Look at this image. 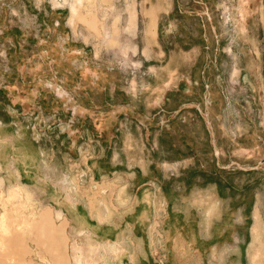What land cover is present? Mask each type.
Masks as SVG:
<instances>
[{"label": "rangeland", "instance_id": "rangeland-1", "mask_svg": "<svg viewBox=\"0 0 264 264\" xmlns=\"http://www.w3.org/2000/svg\"><path fill=\"white\" fill-rule=\"evenodd\" d=\"M140 168L168 205L112 250L71 210L122 218ZM177 227L264 264V0H0V264H180Z\"/></svg>", "mask_w": 264, "mask_h": 264}, {"label": "crops", "instance_id": "crops-1", "mask_svg": "<svg viewBox=\"0 0 264 264\" xmlns=\"http://www.w3.org/2000/svg\"><path fill=\"white\" fill-rule=\"evenodd\" d=\"M138 171L140 181H137V185H135L134 188L135 191L132 195L134 209L131 212L126 213V218L125 216L120 218L116 215V217L112 216L110 220L100 221L97 218L91 216L85 206L83 207L84 211L77 210L78 207H74L73 210H71L73 211L72 219L82 218L85 222V228L88 229L87 231L94 234L95 237L102 236L101 234L103 233V231L108 230L111 237H104L103 242L108 241L112 247V250H114V247H118L119 244L122 245L127 243L124 242L125 236L127 234H129V236H132L133 234L134 236H136L137 234L135 233H138L139 231L144 232V228L147 227V222H150V220L153 219L158 213L156 209L157 204H161L163 207H166V205H168L167 196L164 195L161 190V187L163 189L166 188V186H164L165 182L158 181L161 184L160 187L156 181H152L150 179L151 176H149V170H147V168H140ZM125 220H127V222L129 221L128 224ZM129 227H131V229ZM178 229L179 228L177 227L176 232L173 235L174 243L177 249L176 255L179 254L182 256V261L180 262V264H193V236H185V233ZM180 229L182 230V228ZM257 233L258 231L255 227L254 235L256 237ZM143 234L146 235V233ZM137 238L139 239V243L137 242L138 250H130V247H126L127 252H119V254L116 256V264L139 263L140 260H138V256H140V259L142 258L141 251L144 248V242L142 241L143 235H141V237L137 236ZM170 239L173 243L172 238ZM251 241L252 236L249 243H251ZM123 248L124 246L121 247V250H123ZM243 254V252H239L237 264H243V258H246L248 253L244 255ZM209 255L213 256V252L209 253ZM202 264H214V260L209 261V259H207V261L203 262ZM222 264H226V261L223 260Z\"/></svg>", "mask_w": 264, "mask_h": 264}]
</instances>
